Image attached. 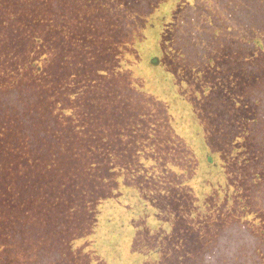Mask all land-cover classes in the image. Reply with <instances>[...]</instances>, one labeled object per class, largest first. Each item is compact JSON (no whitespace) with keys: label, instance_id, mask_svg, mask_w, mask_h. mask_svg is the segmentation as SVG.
<instances>
[{"label":"rangeland","instance_id":"obj_1","mask_svg":"<svg viewBox=\"0 0 264 264\" xmlns=\"http://www.w3.org/2000/svg\"><path fill=\"white\" fill-rule=\"evenodd\" d=\"M3 1L8 2L10 0H1L0 3ZM177 1L170 0L165 6L163 11H166L168 19L165 22H159L151 29L145 30L144 40L135 45H125L120 42L119 14L124 12V8L117 0H79L77 5L72 6V15L68 18L61 16L58 28L55 29L54 33L52 32V35L48 32L43 33L47 42L45 41L40 45H35L33 36L26 40L21 39V36L26 37L25 29L31 27L32 18H37V16H30L23 9L21 12L16 2L11 3L9 7L11 11L5 12L3 8H0V93H4L0 95L1 219L8 220V213L24 215L27 211L34 209L37 204L42 203L35 197H43L44 194L53 193V188L40 187L37 189L33 182L39 178L42 179L40 185H49L52 181L56 182L62 176V168L55 164L63 162L62 164L70 170V167L67 166L75 151L65 146L58 152L57 157H54L55 153L52 151L57 149L51 143L56 144L59 140L69 142L70 138L76 143L95 141L99 137L88 135L92 132L91 127L93 125L105 131V134L100 136L101 138L105 137L107 140L115 141L114 143L125 140L126 138L122 139L120 133H122L127 122H120L121 109H119L120 104L118 102V105L117 101H120L126 92L134 90H138L137 93L141 95L147 93V96L153 98L158 96L164 100L165 104H162L161 112L168 111V116L166 114L165 118L168 117L167 124L176 130L174 132L176 136H180L183 142L190 144L195 142L194 145L197 143L200 146L205 144L206 139H209L210 143L217 137H214L213 134L210 137L205 136V134L194 135L193 129L197 128V125L201 128L204 123L199 118L191 117L190 111L199 106L200 99H202L201 95L209 98L202 106H199L203 110L201 113L198 109L194 111L199 112L200 117L208 112L211 115L214 114L213 116L208 115V117L210 123L220 125L219 128L215 129V133L227 131L221 140L227 142L228 145H222L223 142L217 143V152H214V157L220 164L219 169L214 171L226 169L230 171L228 179L221 176L212 177L211 175L209 179L213 178V181H219V184H224L228 180L232 185V190L235 191L234 195L241 197L236 206L247 205L249 211L242 214L237 210L239 207L231 208L225 200L221 201L220 197H218L219 202H214L212 188L209 185L202 186L203 184H200L203 178L201 177L202 169L199 166L195 167V176L187 181L180 177H173L178 170L169 163V160L166 162L164 153H167V149L162 146L170 136L158 135L148 139L152 137L151 134H148L147 131L141 133L142 131L138 130L135 131L134 136L128 138L130 140L132 137L138 140L148 139L151 142H157L159 148H151L152 151L147 150L148 152L143 153L145 147L150 144L144 142L137 144L139 151L136 160L139 158L141 168L145 169L143 171H129L133 183L136 182L134 187L127 186L124 181L121 182L122 176L117 173L123 171H113L112 186L110 187L117 189L114 195L120 193L119 198L111 196L97 202L95 197L94 201L87 203L74 197L78 201L76 202L74 198H67L63 195L44 205V207L53 208L58 213L50 216L54 224L53 228H60V232L57 234L58 238L53 244L58 243V248H46L45 250L49 251L51 255L54 252L59 264H66V261L69 264H136L138 261L147 264L145 255L157 246L162 247L163 253L169 254L176 249L175 247L188 246L187 251L188 249L191 251L192 257L188 261L172 256L168 261H165L164 258L160 263L155 264H196L194 257L203 253L202 245L204 242L208 250L215 246L214 238L206 239L201 243V239L205 238L206 235L200 236L198 241L197 235L201 229L217 230L215 227L223 229L226 226H230V228L225 231L230 230L231 232L229 235L227 234L229 238L224 242L222 241V247L225 249L230 247L229 253L231 257H234L239 252L241 242L254 240L252 235L257 233L258 227L256 222L253 223L252 220L256 218L264 226V206H261V202L255 201L256 196L264 193V138L257 142L252 137L242 139L241 134L237 135L240 128L236 126L238 120L237 102H235L236 96L233 93L236 86L243 81L248 82L249 79L247 76L240 78L241 74L235 72L236 66L234 64H227L226 72L223 71V74L218 72L217 65L221 66L224 63L225 58L223 59V57L216 64L212 62V66L205 61L207 64L205 70L209 73H207L208 77L206 76L207 78L205 77L201 83H196L188 71L179 70L180 68L173 61L177 43L171 34L178 29V26L174 27V21L178 22L179 19ZM188 1L190 0H185V2ZM87 5L91 6L88 11L85 9ZM66 6L67 4L64 6L65 9ZM68 19L70 22H66ZM67 28L71 30L68 31ZM28 30L30 29L28 28ZM204 34L206 33L202 32L199 35ZM50 36L53 37V45L48 43ZM226 53L223 55H229V52ZM153 55H158L160 65H151L150 57ZM29 59L36 60L38 64L42 65L44 72L36 74L34 68L25 69L24 67L30 63ZM241 63L236 65H238L237 69L243 72L242 66L247 68L248 65L246 62L242 65ZM19 65H22L21 68H17ZM244 75H246L245 72ZM47 78L57 83L55 101L61 105L56 116L53 115V117L59 125V130L64 134L63 136L59 135L58 138L49 131L45 135L48 140L47 146L37 148L39 155L45 151L43 157L40 156L44 173L36 178L34 174L38 171L23 172L19 175L16 173L10 177L8 171H17L21 164L20 161H17L12 168L11 165L8 166L12 163L11 158L17 157L14 148L19 147V144L16 143L21 142L26 145L27 140L32 143L34 139L28 133L23 139L20 137V133L29 132L35 127L26 128L27 125L33 123L34 118L28 121L25 119L19 125L15 124L17 122V119L14 118L16 111L10 110L8 103H4V98L7 96L5 92L15 89L22 95L25 90H33L34 87L38 86L41 87V92L45 93V83L50 81ZM256 80L264 85V77ZM205 85L211 90L202 91ZM180 88L184 91L181 92V96L178 95V102L177 100L174 102V97L180 93ZM215 99L219 102L216 103ZM211 100H213L212 103H210ZM45 101L48 105L53 102L51 98ZM242 102L244 104L249 103ZM110 104L112 111H109L108 114L107 109ZM62 107L68 111V114L62 113ZM39 108L40 110H38ZM155 108L153 107L154 112H150L149 115L157 113L159 107L155 105ZM38 109H36V113L39 114L41 111L42 115H37L35 121L38 119V121L50 122L49 115L51 112L47 114L46 111L48 110L42 104L38 106ZM239 112L241 113L239 115L240 122H243L248 110L244 106ZM252 112L253 106L249 110V113ZM111 116L113 119L110 122ZM124 120L129 121V118ZM143 121L133 122L134 128L138 129L139 123ZM224 124H226L227 130H223L222 125ZM242 126L244 125L242 124ZM246 126L251 128L254 125L248 124ZM203 127L206 130L209 129L206 125ZM233 129H235L234 133H232ZM209 130L211 132L212 128ZM171 139L172 141L175 140L174 138ZM233 141V147L235 146L237 151H231ZM29 151L30 149H23L24 155ZM230 151L229 160H224V154ZM161 153L163 156L160 158V164L157 165L156 158ZM170 157L175 158L173 155ZM23 159L28 164V158L24 157ZM250 161L252 162L250 163ZM163 165L170 168H162ZM154 167L158 171H149ZM165 169L169 171H163ZM49 173L52 175L49 176ZM95 173L98 180L85 177V173L78 172L79 176L76 177V183L79 185L73 184L74 195L78 196L83 188L89 190L92 187L94 193L106 196L101 178L108 173L107 171H103L101 174H98L97 171ZM154 176L159 177L154 178ZM138 182L144 188H137ZM86 185L88 186L86 187ZM108 185H110L109 182ZM160 187L173 188L180 193L173 195L174 191H164ZM132 191L139 195L142 202L135 201L131 197L132 195L130 196ZM160 193L169 194L164 197V200L177 198L180 201L178 202L180 203L179 210H177L180 213L179 217L166 216L168 210L165 205L168 204H156L157 195ZM69 194L71 193L67 192V195ZM143 195L146 196L147 200H142ZM18 201L25 203L18 204ZM259 204L261 207L257 208L256 205ZM206 205H210V207ZM185 211L189 214L186 215ZM247 219L250 228L237 226V221L246 223L244 220ZM43 220L42 216L33 229L37 231L43 229ZM86 221L91 223H85ZM28 235L33 238L37 237L34 234L31 236V233ZM40 236L43 240L34 242L29 239V245L36 248L48 242L47 240L52 237L48 234H40ZM2 240L0 239V242H3ZM196 241L198 244L195 243ZM199 243L201 244L199 245ZM263 245H261L262 248ZM11 252L12 250L6 252L8 257ZM254 253L259 256V258L256 257L258 261L256 259L254 264H264V248L258 252L254 251ZM249 256L245 257L248 262L251 261ZM220 257L221 255L218 253L216 255L206 253L200 259L199 264H218L217 261ZM4 258L6 259V257ZM6 264L10 263L7 261Z\"/></svg>","mask_w":264,"mask_h":264},{"label":"trees","instance_id":"obj_2","mask_svg":"<svg viewBox=\"0 0 264 264\" xmlns=\"http://www.w3.org/2000/svg\"><path fill=\"white\" fill-rule=\"evenodd\" d=\"M117 1H119L124 8V12L119 14V38L120 42L125 45H135L137 42H142L144 40L145 30L151 29L159 22H165L168 19L166 11L163 10L170 0ZM12 2L17 3L19 9H21V12L23 9L26 11V13H28V15L37 16V18H32L30 22L31 27H28L30 30H28L26 27V37L21 36V39L26 40L28 37L30 38L33 36V42L35 45H40L46 41L45 35L43 33L48 32V34L52 35V32L54 33L55 29L58 28V24L61 21V16L68 18L70 15H72V6L77 5L79 0H10L8 2H1L0 8H3V11L5 12L11 11L9 7L11 6ZM177 3L178 4H176V6L179 7V19L178 22L174 21V27L178 26V29L171 32V34L177 43L178 50L177 48L174 49L176 51L174 53L175 57L173 58V61H175V63L178 65L180 68L179 70L188 71L193 76V80H195L196 83L203 82L207 76V73H209V71L205 70L207 65L205 61L209 62L212 66V62L216 64V62L222 59V57L223 59L225 58V61L223 64H221V66L217 65L218 72L220 71L222 74L223 71L226 72L225 69L227 64H234L236 66L235 72L241 74L240 78L247 76L249 79L248 82L243 81L240 85L236 86V90H234L233 93V95L236 96L235 102H237L236 112L238 120L236 126L240 128L237 135L241 134L242 139L245 137H252L255 142L264 138V85H262L260 82H257L256 80L264 77V0H190L188 2H185V0H178ZM65 4H67L66 9L64 8ZM90 8L91 6L89 5L85 7L87 11ZM67 21L70 22V19L66 20V22ZM67 30L70 31L71 29L67 28ZM202 32H205L206 34L199 35ZM49 39L50 40L48 43L53 45V37L50 36ZM226 52H229V55H223L227 54ZM240 61H245L248 65L247 68L242 66L244 70L243 72L240 69H237L238 65L236 64L241 63ZM29 62L30 63L24 67L25 69L28 67L34 68L36 74H41L44 72L43 66L38 64L36 60L29 59ZM150 63L151 65H160L158 55L151 56ZM243 63H241V65ZM21 66L22 65H19L17 68H21ZM244 72L246 75H244ZM47 80L50 79L47 78ZM56 85L57 83L52 80L46 82V91H44L45 93L41 92V87L38 86L34 87L33 90H25L22 95L21 92H16L15 89L5 92L7 93V96L4 98V103H8V108L10 110L16 111L14 118L17 119V122L15 124L19 125L22 124L25 119L28 121L31 118H34L33 123L31 125H27L26 128L30 129L32 126L35 127V129H32L29 132L20 133V137L23 139L27 133L29 135L31 134L34 139L32 143H30L28 140H25L26 145L21 142L16 143L19 144V147L14 148L17 157H12V163H10L8 166L11 165L12 168L17 161H20L21 164L18 166L17 171H8V176L11 177V175L13 176L16 173L19 175L23 174V172L27 173L28 171H38L34 174L36 178L38 175L44 173V167H42V159L40 156L43 157L45 151L41 152L39 155V153H37V148L40 146H47L48 140L46 139L45 135L48 134L49 131L54 137H58L59 135L63 136L64 134V132L59 130V125H57V122L53 117V115L56 116L61 105V103L58 104V102L55 101L57 98ZM210 90L211 88L206 85L202 88V91L204 92H208ZM183 91L184 89H179L180 93L174 97V102H176L178 95H182L181 92ZM137 92L138 90L128 91L121 97L120 101H117V104L118 102L120 104L119 109H121L120 122H127V125L124 127L122 133H120L122 134V139L126 138L125 140L114 143L115 141L107 140L105 137L101 138L100 136L104 135L105 131L93 125L91 127L92 132L88 135L99 137L95 139V141H87L88 143L86 141H79V143H76V141L69 137V142L59 140L56 144L51 143L57 149L56 151H52L55 153L54 157H57L58 152H60L65 146H68L75 151L74 156L70 157L71 162L67 166L70 167V170L69 168H66L64 164H62L63 162H58L59 164H55L62 168V176H60L56 182L52 181V183L50 182L49 185L42 184L43 186L39 184L42 181L41 178L33 182L37 189L40 187L53 188L52 194H44L43 197H35L38 198V201H41L42 203L37 204L34 209L27 211V213L24 215H21L20 213H18V215L15 213H8V220H3L0 218V239H3V242H0V264H6L7 261L10 264H59L56 261L54 252H52L51 255L49 251L45 250L46 248H58V243L56 245L53 244L58 238L57 234L60 232V228H53L54 224L50 219L51 215H57L58 213L54 211L53 208L44 207V205L63 195L67 196V198L75 197L87 203L94 201L93 199L95 197L97 198L95 199L97 202H100V200L109 198L111 196L119 198L120 193H118L119 195H114L115 190L117 189L110 187L112 186L111 176L113 175V171H123L122 173H117L122 176L121 182L124 181L127 183V186L134 187L136 182L133 183V179L131 175H129V171H143L145 169L141 168L139 158L136 160L138 156L137 152L139 151L137 144L139 142L150 144L145 147L143 153L148 152L147 150L152 151L151 148L158 149L159 144L157 142H151L148 140L155 138L158 135L170 136L167 142L162 144V146L167 149V153H164L166 162L169 160V163H171L178 170L176 175H173V177H180L187 181L195 176V167L199 166L202 169L201 177L203 178L200 184H203L202 186L209 185L212 188L214 191L212 196L215 199L214 202H219L220 200H218V197H220L221 201L225 200L231 208L236 209V207H239L236 206V203L241 197H236L234 195L235 191L232 190V185L230 182H228V180H226L224 184H219V181H213V178L209 179L210 175L212 177L221 176L225 179H228L230 175V171H228V169L224 171H214L218 170L220 166L219 162L214 157V152H217V143L223 142L222 145H228V143L221 140L227 131L215 133V129L219 128L218 126L220 125H215L209 122L210 118L208 115H211L209 112L202 117L199 116V112L201 113V111H203L199 106H202L207 100H209V98L201 95L202 99H200L198 104L199 106L194 108V110L198 109L199 112H195L193 109L190 111V114H192L191 117H194L195 119L199 118L204 123L201 128H199L197 125V128L193 129L194 135L205 134V136L208 135L210 137L213 134L214 137H217L216 139L214 138L215 140L213 139L210 141V143L209 139H206L205 144L200 146L197 143L194 145L195 142L193 144L183 142L181 141L182 139H180V136H176V133H174L176 130L167 124L168 117L165 118L166 114L168 116V111L161 112L162 104H165L164 100H161L158 98V96H156L155 99L151 96H147V93L141 95ZM3 94L4 93H0V95ZM191 94L193 93L191 92ZM48 98L53 100L50 105H48L45 101ZM57 100L60 101V99ZM212 101L213 100H211L210 103H212ZM242 101L249 103L244 104ZM215 102L217 103L219 101L215 99ZM41 104L44 106V108H47L48 111L45 110L47 114L48 112H51L49 115L50 122L48 123L43 122V120L38 121V119L35 121L37 115H42L41 111L39 114L38 112L36 113V109H38V106ZM155 105L159 107L157 113L154 115H149L150 112H154L153 107L155 108ZM244 106L247 108L248 113L243 119V122H240L239 115L241 113L239 111ZM252 106L253 112L249 113V110L252 108ZM111 109L112 105L110 104L107 109L108 114L109 111H112ZM38 110H40V108ZM61 110L64 115L68 114V111L64 110V107H62ZM125 118H129V121L124 120ZM112 119L113 118L111 116L110 122ZM140 120L144 121L139 123L138 129H135L133 122H139ZM242 124L244 126H242ZM248 124H253L254 126L248 128L246 126ZM205 125L208 126L209 129L212 128V131L210 132L209 129L206 130L203 127ZM222 128L223 130H227L226 124L222 125ZM138 130H141V133H145L147 131L148 134L152 135V137L146 140H138L132 137V140H130L128 137L134 136L135 131ZM234 130L235 129L232 130V133H234ZM171 138H174L175 140L172 141ZM234 141L232 143V147L234 145ZM23 149H30V151L24 155ZM232 150L237 151L235 146L231 149V151ZM231 151L224 154V160H229ZM171 155H173L175 158H171ZM162 156L163 154L161 153L156 158L157 165L160 164V158ZM24 157L28 158V164L24 162ZM251 162L252 161H250V163ZM162 168L169 169L170 167L163 165ZM167 169L163 171H169ZM95 171H97L98 174H101L103 171H107L108 173L104 174L101 178L104 188L103 191H105L104 194H106V196L104 197L103 195L101 196L98 193H94L92 187L89 190L83 188L81 192L78 193V196L74 195L73 184L79 185L76 183L78 172L85 173V177L87 176L98 180ZM149 171H158V169H155L154 167V169H150ZM13 172L14 174H12ZM51 175L52 173H49V176ZM158 177L159 176H154V178ZM108 182L110 185H108ZM87 186L88 185H86V187ZM193 186L196 185L193 184ZM139 187L144 188L140 182H138L137 185V188ZM13 189L16 190V188ZM130 189L132 190V188ZM160 189H164V191H174L173 195L180 193L179 191H175L173 188L165 189L160 187ZM67 192L71 194L67 195ZM166 195L169 194L160 193L157 195L158 201L156 204H168L165 205L168 210L166 216L170 215L174 218L179 217L180 213L177 210H179L180 203L178 202L180 201H178L177 198L173 200H164ZM130 196L135 199V201H141L139 195L134 193V191L130 192ZM263 196L264 193L263 195H258L255 198L257 203L261 202V206H264ZM142 200H147L145 195L142 196ZM22 201H18V204L25 203ZM76 202L78 201L76 200ZM261 206L260 204L256 205L257 208ZM207 207H210V205ZM197 208L200 211L199 206ZM237 210L242 214L249 212L247 205L239 207ZM184 213H186V215L189 214L187 211ZM42 216L44 218L42 223L43 229L37 231L36 229H33V227L37 226L38 220ZM244 221L246 223L237 221V226L240 228L248 226L249 220L247 219ZM252 222H256L258 227L257 233L252 235L254 240L252 242H241L239 244V252L235 254L234 257H231L229 253L230 247L227 249L222 247V243L227 240V238H229L228 235L231 231L225 230L230 228V226H226L223 229L215 227L217 230L207 228L201 229L199 235H197L198 241L200 236L206 235L205 238L201 239V243H203L206 239L214 238L215 246L208 250L206 243L204 242L202 245L203 253H200L194 257L196 264H199L200 259L206 253L215 255L216 253L220 254L221 257L217 261L218 264H254L256 259L258 261L259 258V256H257L254 251L258 252L260 249L264 248V226H262V224L259 223L256 218L253 219ZM85 223L91 222L86 221ZM29 233H31V236L34 234L37 235V237H30L28 235ZM40 234H48L52 237L50 240H47L48 242L43 243L36 248L29 245V239L33 240L34 242L37 240H43ZM198 241L195 243L198 244ZM201 243H199V245ZM257 243H260V245H257ZM35 244L36 243H34V245ZM261 245H263V248ZM187 247L188 246L175 247L176 249H174L173 252L169 254L163 253L162 247L157 246L154 248V250L151 249L149 250V253L147 252L148 254L145 255V261L147 264H155L160 263L164 258L165 261H168V259L172 256L178 257L182 260L186 259L190 261L192 253L189 249L187 251ZM11 250L12 252L8 257V253L6 252ZM246 256L250 257V262L245 260ZM4 257H6V259ZM2 259H4V261H2ZM66 264L69 263L66 261ZM136 264L142 263L138 261Z\"/></svg>","mask_w":264,"mask_h":264}]
</instances>
